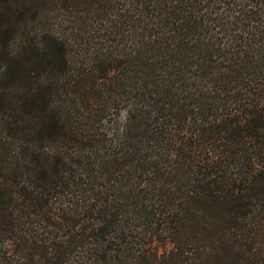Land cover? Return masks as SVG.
<instances>
[{
  "label": "trees",
  "instance_id": "trees-1",
  "mask_svg": "<svg viewBox=\"0 0 264 264\" xmlns=\"http://www.w3.org/2000/svg\"><path fill=\"white\" fill-rule=\"evenodd\" d=\"M0 264H264V0H0Z\"/></svg>",
  "mask_w": 264,
  "mask_h": 264
},
{
  "label": "rangeland",
  "instance_id": "rangeland-1",
  "mask_svg": "<svg viewBox=\"0 0 264 264\" xmlns=\"http://www.w3.org/2000/svg\"><path fill=\"white\" fill-rule=\"evenodd\" d=\"M154 245L156 247H163L164 250H170L171 249V244L170 243H166V242H163V243H160V240H156L154 241Z\"/></svg>",
  "mask_w": 264,
  "mask_h": 264
}]
</instances>
